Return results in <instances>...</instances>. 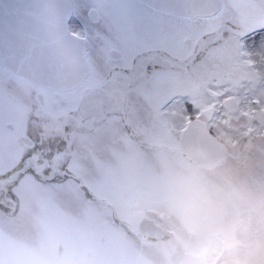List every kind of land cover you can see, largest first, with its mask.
Wrapping results in <instances>:
<instances>
[{
	"label": "rangeland",
	"instance_id": "1",
	"mask_svg": "<svg viewBox=\"0 0 264 264\" xmlns=\"http://www.w3.org/2000/svg\"><path fill=\"white\" fill-rule=\"evenodd\" d=\"M80 1L85 6H75V17L86 6L99 7L96 0ZM104 7L99 22L90 28L94 38L85 45L91 74L62 101L53 102L47 91H33L22 80L0 77V264H154L150 259L156 263L161 250L157 245L136 246L146 238L135 226L148 218L165 227V217L174 213L183 264H206L205 259H195L204 250L218 255L214 264H264V32L253 30L254 23H263L258 21L264 20V9L256 5L234 27L223 30L239 34L230 42L234 49L229 47L225 55L217 45L214 58L205 52L196 67L192 64L182 74L153 67L152 72H158L140 80L135 98L117 104L106 103L100 93L110 62L107 48L121 49L130 57L125 39L135 31L127 19L160 16L137 3L131 10ZM195 26L198 37L215 30L207 20ZM84 27L76 28L81 37ZM167 36L180 41L170 43L162 36L156 48L184 59L188 54L181 35ZM238 45L242 47L236 50ZM140 50L134 48L139 68L147 63V51L142 56ZM184 75L199 82L202 106H217V111L204 110L201 119L228 151L216 168L201 169L178 152L174 131L185 121L174 116L179 101H168L196 96L186 87ZM27 91L44 103L41 112L34 110L36 100L30 95L24 101ZM186 105L190 115L201 108ZM30 112L42 120L36 122L38 142L28 149L15 137L25 135L23 114ZM197 192L207 198L197 201ZM195 211H200L197 219Z\"/></svg>",
	"mask_w": 264,
	"mask_h": 264
},
{
	"label": "flooded vegetation",
	"instance_id": "2",
	"mask_svg": "<svg viewBox=\"0 0 264 264\" xmlns=\"http://www.w3.org/2000/svg\"><path fill=\"white\" fill-rule=\"evenodd\" d=\"M98 2L99 7H95L92 5L86 6L84 8V11L82 14H80L78 17L73 16V9L75 8V6H78V4H80V6H85V5H81V1L80 0H70L71 3V17L70 20L68 22V29L69 32L71 34H73L74 36H76L81 44H82V50H83V55H84V60L87 64V60L91 59L90 58V50L89 48H85V45L89 43V41L94 38V34H92L90 32V28H93L95 26L96 23L99 22L100 20V10L104 9V6H114L113 8H120V9H125V10H131V6L132 3H137L151 11H153L155 14L159 15L160 17L158 19H154V18H150V20L145 21L142 17L139 16H134V17H129L127 19V22L130 23L131 25L134 26V31L135 34L134 35H130L125 39L126 45L128 47H131L130 50L132 52V55L130 57H124V54L122 52V50L117 49L115 47H108L107 51H106V55L107 57L110 59V62L108 63V66L105 68L104 70V81L102 83V86L100 88V93L104 99V101L106 100V103H126L130 100H133L136 96V92L138 91V87L139 84L147 79L149 77V74H153L157 71H153L152 72V68L157 66H161L163 68H167V70H164V72L166 71H176L178 73H184L187 71H190L189 68L191 67V65L193 64L192 67H196L195 64L196 62L198 63L199 61H201V58L204 57L205 52L209 53L210 57L214 58L215 56V49L214 47H216L217 45H222L224 48V52L222 55H225L228 52V48L229 50L234 49L231 48L230 46V42L231 40L235 37V34L239 36L238 33L232 34L229 33L226 34L225 32H223L224 29H226L227 26L231 27V26H235L236 23H238V21L242 18H244L249 10L251 8H254L256 5H258L260 8L264 9V0H219L220 1V8L218 10V12L212 16V17H196L194 19L189 18V17H181V16H175L173 14H169V13H165V12H161L158 10H155L153 8H151L150 6L140 2L139 0H96ZM199 20H207L210 22L212 28H214L215 30L212 31V33L206 34L204 36H199V30H197L196 22H198ZM183 22V25L181 24ZM258 22H263V23H254L253 24V30H258V32H264V20L263 21H258ZM87 26V27H84ZM240 30H244L246 28H244L243 25H238ZM78 27V28H77ZM82 27H84V33L83 36L81 37L79 34H77L76 32V28L77 29H81ZM244 28V29H242ZM250 29V28H249ZM192 30L191 33H187V31ZM171 32H178L181 37V43L183 44L185 50L187 51V56L182 59V60H178L175 59L173 57L170 56V51L169 53L156 48V44L155 41L160 38V37H164L165 39H169V42L171 43V41H180V39L176 40L173 38L168 37L167 35H169ZM232 33H234L232 31ZM226 34V35H225ZM244 35H246L247 38V34L246 32L243 33ZM242 35V36H244ZM232 36V37H231ZM229 37V38H227ZM231 37V38H230ZM191 39H194V43L192 42ZM240 42L245 41L246 39H239ZM131 42V44H130ZM238 42L237 39H234V43ZM147 44V48H145ZM239 47V45H238ZM235 46V49L238 50L240 49L242 46H240L239 48ZM134 48L137 49H141L140 51L143 52L142 56L146 55V51H147V55L144 56V60L147 61V63L145 65H142L140 68L138 67V59L139 56L137 57V55L134 57ZM150 50V51H149ZM111 51H115L118 54L117 58H114L113 55H111ZM204 53V55H203ZM137 54V52L135 53ZM149 57V59H148ZM113 61V62H112ZM117 61H125V65L121 64V65H117L115 64V62ZM144 62V61H143ZM174 66L177 67L178 65H180V70H176V69H172L170 66ZM160 67V68H161ZM159 68V69H160ZM192 69V68H190ZM91 74V70L90 68H88V76L86 77V79L90 76ZM229 75V72H228ZM227 75V76H228ZM0 77H2L3 79L6 80H22L23 83H27V84H23V86H28V84L30 85L31 89L33 91H47L48 94H50L53 97V102L55 103H59L60 101H62V97L66 94H69L70 92H55L49 89H45V88H34L26 79L19 77L9 71H7L6 69H4L3 67L0 66ZM184 79H185V85L187 88H189L194 95H196L195 97H190L189 95H186V97L184 99H179V100H171L169 99V102H175L178 103V108L175 109L176 113L174 114L175 117H177L178 119L184 122V126L181 127L180 129H178L177 131V140H179V137L181 135L182 130L185 128L186 124L190 121L193 120H198L204 123V121H202L200 118L196 117L195 114L190 115L188 112L190 110H187L185 108V103L187 101V107H189V109H191L194 106V110L196 106H199V108H202V100L200 99V96H198L197 92H198V85L199 82L197 83H193L190 80L189 75H184ZM141 80V82H140ZM241 81H246V79L244 78ZM240 81V82H241ZM13 82V80H12ZM125 87V88H124ZM28 88V87H27ZM26 90V88H24ZM26 98L24 99V101H28V96L30 95V100H34L35 98H33V96L31 94H29V91L25 92ZM216 97L214 96L212 99H215ZM143 99L146 98H142V102ZM188 99V100H186ZM36 101L34 102V110L36 111L37 109H39V111L41 112L43 110V105L44 103L42 102H38L37 99H35ZM140 100V99H139ZM140 100V101H141ZM184 100V101H182ZM82 104V103H81ZM77 105L76 109L79 112L80 109L82 108V105ZM39 105V106H38ZM109 105V104H108ZM182 107V108H181ZM210 107H215L213 103H211ZM200 108V110L202 111V109ZM103 109H106L105 106H103ZM215 110V109H214ZM117 111V109H116ZM197 111V110H195ZM45 113V112H44ZM195 113V112H194ZM116 112H114L113 114L110 115V118L115 117ZM43 114H40V117ZM24 116V134L25 135H17L15 138V141H18L20 144H22L24 147L26 148H32V146L35 144V140L36 143L38 142V138H39V134H38V129H36L37 125L36 122L37 121H41L42 119L40 118H36L34 117L35 115H32V112H30V115H26L23 114ZM27 117H29V119H27ZM245 117V116H242ZM248 119H252V118H248ZM102 123V122H101ZM258 123H260V121H258ZM10 124L12 127L11 123H6L5 127L8 129V131L13 132V128H8L6 125ZM205 124V123H204ZM264 122L261 124L263 126ZM206 125V124H205ZM207 127V126H206ZM207 130L209 131V129L207 128ZM248 132H252L250 129L248 130ZM264 133V131H263ZM170 134V133H168ZM211 134V133H210ZM212 135V134H211ZM213 136V135H212ZM20 137H24L27 138L28 142L30 143V146H26L24 143H22L20 141ZM214 137V136H213ZM220 142V141H219ZM70 143V142H69ZM221 143V142H220ZM179 150V147H178ZM180 154L182 152L178 151ZM228 152V151H227ZM233 154V152H232ZM243 154H245V152H243ZM71 155V152H70ZM182 156L184 155L183 153L181 154ZM240 152H236L234 154V159L238 160ZM185 156V155H184ZM227 157V155H226ZM225 157V158H226ZM70 158V157H69ZM185 159H187L188 161L190 159H188L185 156ZM191 161V160H190ZM193 162V161H191ZM195 163V162H194ZM222 163V162H221ZM220 163V164H221ZM238 162L236 161V164ZM219 164V165H220ZM197 167L201 168V169H212V168H207V167H203L201 165H197ZM218 167L215 166L213 168ZM61 180H65V178L61 179ZM201 185L198 186L197 190L200 191L201 190ZM233 191H234V187H230ZM216 192H219V190H215ZM232 194V191H231ZM207 198L206 196H203L202 192L196 193V198L197 201H200L201 198ZM214 197V196H212ZM197 212L196 215V219L200 217L199 212L200 211H195ZM208 212H213L208 210ZM208 215V213H206ZM204 214V220H207V215ZM215 214V213H214ZM177 216V213H174L173 215H169L165 217V222H164V226L165 227H160V225L155 224L157 226H159L161 228L162 231L165 232V234L160 237V238H152V237H148L146 235H141V237L146 238L145 243L144 242H140L138 245V247L140 246H145V244H148L149 246H155V248H158L159 250H161V256L159 258V260L155 263V260H151L150 259V263H154V264H183L184 260H185V254L183 253L181 248H178L176 245L178 244H182L180 241V239L176 238V235H179V229H178V220H173V217ZM135 229L137 231V225L135 226ZM133 234H134V226H133ZM171 239H175L174 241H170ZM156 240V241H155ZM166 240V241H163ZM138 243V242H137ZM135 243V244H137ZM187 247H189V243H186ZM166 245V247H164ZM179 245V246H180ZM169 247L171 249V251L169 252ZM145 248V247H144ZM143 249V248H142ZM168 250V251H167ZM204 252V254H203ZM202 252L201 255H198L197 253V257L195 258L196 260H200L202 261L203 259H205L206 264H214V261L217 260L218 255L215 256V254L210 250L205 252V250ZM214 254V255H213ZM213 255V256H212ZM182 262V263H181ZM197 264V263H194Z\"/></svg>",
	"mask_w": 264,
	"mask_h": 264
},
{
	"label": "water",
	"instance_id": "3",
	"mask_svg": "<svg viewBox=\"0 0 264 264\" xmlns=\"http://www.w3.org/2000/svg\"><path fill=\"white\" fill-rule=\"evenodd\" d=\"M139 1L192 19L212 17L220 8L219 0ZM70 17V0H0V66L34 88L70 92L80 86L88 76V67L80 40L69 32ZM111 55L118 57L115 51ZM20 141L30 146L27 138L20 137ZM178 144L188 159L207 168L219 165L227 152L198 120L186 124ZM137 231L155 239L165 234L148 218L137 222Z\"/></svg>",
	"mask_w": 264,
	"mask_h": 264
},
{
	"label": "trees",
	"instance_id": "4",
	"mask_svg": "<svg viewBox=\"0 0 264 264\" xmlns=\"http://www.w3.org/2000/svg\"><path fill=\"white\" fill-rule=\"evenodd\" d=\"M208 105H209V107H208ZM210 106H211V104H207V106L206 107H204V106H202V111L201 110H197V111H195V116L196 117H198V118H200V119H202L203 118V116H202V114H203V111L205 110V111H208L209 110V108H210ZM216 110H214V111H217V106H215L214 107ZM264 120V119H263ZM221 144V143H220Z\"/></svg>",
	"mask_w": 264,
	"mask_h": 264
}]
</instances>
